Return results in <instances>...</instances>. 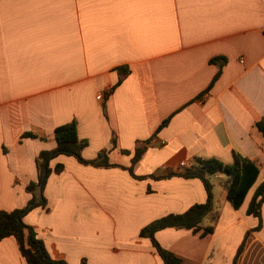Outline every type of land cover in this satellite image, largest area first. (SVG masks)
I'll use <instances>...</instances> for the list:
<instances>
[{
	"label": "crops",
	"instance_id": "0c3cea01",
	"mask_svg": "<svg viewBox=\"0 0 264 264\" xmlns=\"http://www.w3.org/2000/svg\"><path fill=\"white\" fill-rule=\"evenodd\" d=\"M120 67L129 73L118 82ZM262 116L264 0H0V211L29 202L38 155L56 146L60 124L76 120L86 159L107 150L124 167L150 140L133 167L145 178L71 155L50 160L47 205L24 221L69 264H164L141 229L206 200L199 178L166 170L196 157L231 163L236 153L260 165V182ZM212 179L218 215L203 225L214 232L167 227L156 239L180 264H235L250 231L236 264H264V205L258 230L246 212L255 188L235 208L228 176ZM0 264H27L14 236L0 241Z\"/></svg>",
	"mask_w": 264,
	"mask_h": 264
},
{
	"label": "trees",
	"instance_id": "16d2710c",
	"mask_svg": "<svg viewBox=\"0 0 264 264\" xmlns=\"http://www.w3.org/2000/svg\"><path fill=\"white\" fill-rule=\"evenodd\" d=\"M222 57L213 58V61L222 60ZM222 63L219 64V69L213 77L205 92L209 91L216 79L219 77L222 70ZM119 72V81L129 73L128 68L120 67L117 69ZM169 121L165 119L158 130L167 124ZM255 126L264 135V116L255 123ZM23 136L35 137L32 132H25ZM56 146L49 150H42L37 158V180L31 181L27 185V190L32 194L29 202L20 208L13 210L0 211V241L6 237L14 236L18 242L20 252L25 258L27 264H69L67 260L58 253H51L47 248L45 241L38 235L37 231L32 225L24 221V216L37 206H46L47 198L44 194V189L52 168L49 165L51 159L61 155H71L77 158L79 162L86 165L93 166H120L112 164L108 160L107 150H101L95 158L86 159L82 151L88 145L86 139H81L77 133V122L72 120L70 122L56 126L54 130ZM150 140H145L135 148L134 155L129 167L127 168L135 177L145 178L146 176H137L133 167L140 159L146 150ZM126 152V150H125ZM63 169L62 164L55 167L56 172ZM216 173H224L228 176V180L224 183L227 190V197L235 208H239L249 191L252 188L254 193L249 201L247 207V214L252 215L258 219V225L253 230H258L262 227L263 223V205H264V177L258 182L261 174L260 165L240 154H234L233 162L225 163L216 157L202 158L196 157L194 162L185 167L178 169H168L163 177L182 176L185 178H199L206 191V200L201 203H195L187 210L181 213H169L162 217L156 218L147 225H145L140 235L149 238L152 245L157 250L164 264H180L182 259L171 250L163 247L155 237V233L167 227L191 229L195 233H199L201 237H205L214 232L213 224L203 225L205 217H209L212 222L217 218L218 213L214 210V195H213V182L212 176ZM151 177H158L154 174ZM252 231V230H251ZM250 231L247 232L243 242L239 246L234 263H237L238 257L241 254L246 239ZM82 264H85L82 261Z\"/></svg>",
	"mask_w": 264,
	"mask_h": 264
},
{
	"label": "built area",
	"instance_id": "2783aa9c",
	"mask_svg": "<svg viewBox=\"0 0 264 264\" xmlns=\"http://www.w3.org/2000/svg\"><path fill=\"white\" fill-rule=\"evenodd\" d=\"M98 98H102L103 97V94H100V95H98L97 96ZM188 165V163H186V162H182L181 164H179V167H185V166H187Z\"/></svg>",
	"mask_w": 264,
	"mask_h": 264
},
{
	"label": "rangeland",
	"instance_id": "374dc122",
	"mask_svg": "<svg viewBox=\"0 0 264 264\" xmlns=\"http://www.w3.org/2000/svg\"><path fill=\"white\" fill-rule=\"evenodd\" d=\"M212 177H213V176H212ZM212 180H213V179H212ZM22 207H24V206H22ZM18 208H20V207H18ZM82 261H83L85 264H87L86 259L83 258V259L81 260V264H82Z\"/></svg>",
	"mask_w": 264,
	"mask_h": 264
}]
</instances>
